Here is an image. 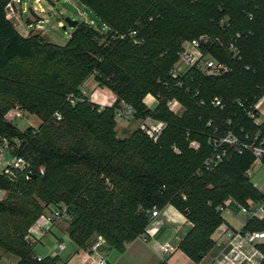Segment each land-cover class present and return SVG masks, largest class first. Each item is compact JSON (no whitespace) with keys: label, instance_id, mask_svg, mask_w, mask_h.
I'll return each instance as SVG.
<instances>
[{"label":"trees","instance_id":"16d2710c","mask_svg":"<svg viewBox=\"0 0 264 264\" xmlns=\"http://www.w3.org/2000/svg\"><path fill=\"white\" fill-rule=\"evenodd\" d=\"M10 1L0 0V141L6 139L29 166L0 171L1 253L17 264H66L57 254L37 260L38 241L26 236L40 214L58 205L66 207V231L79 249L102 237L103 250L122 253L144 233L153 207L169 204L191 223L178 249L200 262L224 221L217 206L228 198L241 205L264 200L245 175L255 160L251 152L230 151L213 169L202 167L214 127L220 134L242 127L264 137V119L255 123L246 115L264 94V0H80L105 29L78 21L65 45L40 33L21 35L5 14ZM200 35L213 39L205 49L228 70L207 76L190 69L183 80L198 90L195 97L164 88L181 41ZM231 39L236 58L227 47ZM90 76L114 93L111 105L101 109L80 92ZM148 94L160 98L153 109L144 102ZM172 97L181 112L162 100ZM213 97L222 99V109L209 105ZM122 102L135 110V119L166 123L156 141L139 128L116 136L115 108ZM16 108L40 123L20 131L11 113ZM241 230H264V219L248 218ZM255 246L262 254L257 264H264V241Z\"/></svg>","mask_w":264,"mask_h":264},{"label":"built area","instance_id":"2783aa9c","mask_svg":"<svg viewBox=\"0 0 264 264\" xmlns=\"http://www.w3.org/2000/svg\"><path fill=\"white\" fill-rule=\"evenodd\" d=\"M30 9L36 14L38 19L36 24L28 22L27 27L42 28L40 25L42 18L39 14L45 12L44 8L40 4V0H31ZM25 6H22L21 0H11L7 3L5 7V14L7 19L14 20L19 14L25 12ZM250 16V15H249ZM46 21V19H45ZM60 25L62 22L59 20ZM91 24V23H90ZM136 34L135 30L130 32V35L133 36ZM238 36V35H236ZM213 39L207 35H200L196 38L187 40L186 44H182L179 51L177 52V60L172 65L171 69L168 72V78L163 82V87L166 89L176 88L181 89L185 93H190L191 97H195L198 94V90L191 89L190 86L184 85L183 77L190 69H195L200 71L204 75L214 76L219 75L228 70V66L219 61L213 55H211L205 48L210 46ZM228 50L232 55V58H236L238 52L234 45V40L231 39L228 44ZM192 90V91H191ZM80 92L85 95V91L81 88ZM151 96L152 100L157 104L159 102V96L148 94ZM147 95V96H148ZM76 98L70 96V102L74 103ZM167 106V108L173 111L174 107L179 103V101L172 98H163L162 99ZM198 105L203 106L205 104L204 100H198ZM238 103L242 105V101L238 100ZM209 105L222 109L223 101L220 97H213L209 101ZM104 105H101L102 109ZM254 110H257L256 104L252 106ZM248 109L246 115L249 119L255 123H259V115L256 114L251 108ZM258 112V110H257ZM14 118L23 117V112L20 109H13L11 111ZM55 119L60 120L61 116L58 112L54 113ZM115 116L124 119H135V110L126 103H120L117 108H115ZM138 120V127L141 129L150 139L156 141L161 133V131L166 126V123L162 120H156L150 116H145ZM211 122L208 121L207 125H210ZM232 121L227 120V125H231ZM235 128H229L224 133L219 132L217 127H214L212 132L207 137V143L211 149V153L206 157L202 162V167L205 170H211L216 167L223 159H225L230 151H233L237 154H243L245 151H249L253 154L255 161H258L262 164L261 158L264 155V137H262L259 132L249 133L240 127L237 131ZM16 141V139H15ZM199 143L196 140L189 141V147L197 149ZM13 146L6 140L2 139L0 141V171L7 167H12L18 169L19 171H24L28 168V162L23 157L13 155L11 151ZM173 151L178 153L179 150L173 146ZM253 162V163H254ZM253 165V164H252ZM252 167V166H251ZM251 167L246 170L245 175L251 177ZM42 172V168H40ZM26 173V171H25ZM25 175L28 178V174ZM0 191V196L2 195ZM235 206L237 211L248 218L255 219H264V200L260 201H247L246 205H241L231 198L224 200V202L216 207V210L222 212L226 208ZM162 214L161 209L153 207L150 211V222L144 230V233L139 235L137 238L143 242H147L148 238L151 237L154 233V222L153 219ZM68 218L67 210L64 205L52 206L47 209L45 212L39 215L36 221L28 228L27 237L31 240H40L43 235L48 232L56 223ZM219 227V228H218ZM219 234L225 236L226 245L210 262V264H257L262 258L261 252L256 248V243L261 240H264V230H253V231H242V230H231L224 226H218ZM105 244V241L102 237H97L96 241L92 244L90 250L91 252H97L100 254V247ZM168 244L160 245L161 250L164 252ZM65 247L62 240L58 241L56 244V249L58 251L63 250ZM37 260L42 258L36 256ZM0 264H17L16 260L10 259L6 254L0 252ZM94 264H110L108 260L103 256L99 255ZM158 264H162L159 262Z\"/></svg>","mask_w":264,"mask_h":264},{"label":"rangeland","instance_id":"374dc122","mask_svg":"<svg viewBox=\"0 0 264 264\" xmlns=\"http://www.w3.org/2000/svg\"><path fill=\"white\" fill-rule=\"evenodd\" d=\"M22 6H25L26 11L22 14H19L16 19L12 20L13 25L26 36L28 34L40 33L43 35L48 41L57 45H65L69 39V35L72 31V28L68 26L63 28L62 26L65 24V18H69L71 20L85 21L91 23V25L98 27L100 29H105L104 24L80 1V0H40L41 6L44 8L45 12L39 14L40 18L43 19L40 25L42 28H34L31 29L27 27L28 22H32V24H36V20L38 17L36 14L30 9L31 0H21ZM46 19V21H45ZM59 20L62 22L60 25ZM210 35L212 38L213 36ZM187 40H182V44H186ZM83 88L87 92L88 100L100 104V105H110L115 100L114 93L107 88L106 86H98L93 79L92 76L87 78L83 84ZM263 97L264 94L260 97ZM259 99V100H260ZM144 102L148 108L153 109L156 105L153 102L151 96H146ZM177 108V109H176ZM183 110L180 102L174 107L173 112L178 113ZM23 117L15 118L13 120V124L20 130L24 131L28 126L36 127L40 120L37 116L28 114L23 112ZM137 126V120L135 119H122L118 116H115V127L117 135L119 137L126 136L130 131H132ZM116 135V136H117ZM251 182L255 187H257L264 194V165L255 161L251 167ZM248 201V200H247ZM224 202V201H223ZM236 212V211H235ZM238 212V211H237ZM222 216L227 220L231 221L234 224L239 223V217L244 218L243 215L239 214L235 215L230 208L224 209L222 212ZM239 213V212H238ZM60 229L64 232L67 227L68 221L62 220L59 221ZM62 231L49 233L47 232L43 239L40 242H37L35 245V250L37 256L44 258L47 256L58 255L60 259L66 260L69 256L68 264H80L82 261V253L77 255L76 249L77 246L65 233ZM97 239V238H96ZM59 240H62L65 247L63 250L58 251L56 249V244ZM140 242V241H139ZM137 242V243H139ZM143 243V242H140ZM92 246V245H91ZM91 246H89L86 250H83L84 253H90ZM102 247V246H101ZM100 247V252H103V248ZM124 252V251H123ZM122 252V253H123ZM148 254L151 255V251L148 250ZM95 255L98 253L94 252ZM116 254H121L120 252L113 251V254H108L107 260L113 261V256ZM10 259H15L11 255Z\"/></svg>","mask_w":264,"mask_h":264},{"label":"crops","instance_id":"0c3cea01","mask_svg":"<svg viewBox=\"0 0 264 264\" xmlns=\"http://www.w3.org/2000/svg\"><path fill=\"white\" fill-rule=\"evenodd\" d=\"M16 30L21 35L26 36L25 34L21 33L17 28ZM82 89L85 91V96L87 97V92L83 88V86H82ZM256 107L259 113L258 120L262 121L264 119L263 97L260 100H258V102L256 103ZM179 112L180 110H178V113ZM137 127H138V120H137L136 128ZM132 131H130L124 137H127ZM115 132H116V128H115ZM116 135H117V132H116ZM117 137L119 136L117 135ZM124 137H119V138H124ZM161 211H162V214H160L158 217L153 219L154 233L151 237L148 238L147 242H143L138 238L134 239L133 241L126 244L125 250L123 253H121L120 255L119 254L114 255L113 261L108 260V262L110 264H158L159 262H162L165 264H210L211 260L225 247L226 238L225 236H221L219 234V229H218L219 227H218L214 230V232L211 235V238L214 241V246L212 247V249L205 254V256L202 258L200 262L198 263L192 262V260H190L181 250L178 249V245L181 239L183 238V236L185 235V233L191 227V223L186 219V217L180 211H178L172 205L168 204L164 206L161 209ZM231 211L237 216L240 214L238 212H235L233 209H231ZM221 216H222V213H221ZM222 218L224 221L222 224H220V226H224L231 230H236V231L241 230L245 221L247 220L245 216L244 218L239 217L238 218L239 223L236 225L232 223L231 221L227 220L226 218H224L223 216ZM53 231L55 232L62 231L58 223H56L48 232L53 233ZM63 233H65L68 236L66 229L64 230ZM43 237L40 240H38V242H40L43 239ZM139 241L143 243H140ZM262 241L264 240H261L259 242H262ZM165 243L168 244V246L166 247V250L163 252L160 248V245H163ZM35 247H34V250H35ZM148 250L151 251V255L147 253ZM113 251L114 250L112 249L106 248L103 250V252H100V254L103 255L104 257H107L108 254H113ZM76 252H77V255L79 256L82 253V261L80 264H94L95 259L100 255V254L95 255L93 252L84 253V251L82 249H79L78 247L76 249ZM35 253H36V250H35ZM67 259L66 260L60 259V261L61 263L66 262V264H68ZM12 260H16V259H12Z\"/></svg>","mask_w":264,"mask_h":264},{"label":"water","instance_id":"95a60500","mask_svg":"<svg viewBox=\"0 0 264 264\" xmlns=\"http://www.w3.org/2000/svg\"><path fill=\"white\" fill-rule=\"evenodd\" d=\"M64 20H65V24L62 26L63 28H66L68 26L69 28L73 29L78 23V20H71L69 18H65Z\"/></svg>","mask_w":264,"mask_h":264}]
</instances>
